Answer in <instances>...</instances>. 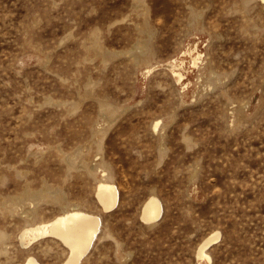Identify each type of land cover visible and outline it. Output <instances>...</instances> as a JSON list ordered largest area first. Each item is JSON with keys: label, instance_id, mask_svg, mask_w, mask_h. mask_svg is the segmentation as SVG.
Instances as JSON below:
<instances>
[{"label": "rangeland", "instance_id": "rangeland-1", "mask_svg": "<svg viewBox=\"0 0 264 264\" xmlns=\"http://www.w3.org/2000/svg\"><path fill=\"white\" fill-rule=\"evenodd\" d=\"M72 207L102 220L75 264H201L213 232L204 264H264V0H0V264H65L17 236Z\"/></svg>", "mask_w": 264, "mask_h": 264}, {"label": "bare ground", "instance_id": "bare-ground-1", "mask_svg": "<svg viewBox=\"0 0 264 264\" xmlns=\"http://www.w3.org/2000/svg\"><path fill=\"white\" fill-rule=\"evenodd\" d=\"M195 51V48H189L182 56L180 55L181 57H174L171 59L169 68L179 82H183L186 78V58L188 55L192 58V61H190L193 67L197 68L200 66L202 62V53L197 51L196 55H194ZM157 127L158 123L155 124V128ZM96 194L99 202L105 210H110L115 207L120 196L117 185L108 179H102L99 181ZM26 195L39 200L50 197L48 190L32 193L28 192ZM162 210L163 205L160 198L156 195H151L143 206L142 219L147 223H152L161 216ZM29 216L31 218L33 214L30 213ZM101 225L102 220L100 215L84 210L80 207H72L64 209L50 219L35 221L32 223L28 222L20 230L17 237L19 238L21 245L24 247L44 238H51L58 241L68 249V257L65 264H75L82 262L83 259L87 257L100 233ZM9 238L10 237L7 233L0 231L1 252H7ZM219 238L220 232H213L201 242L197 250V257L198 260L201 261V264H204V261L210 262L212 260L208 248ZM23 264L42 263L37 257L30 255L26 258Z\"/></svg>", "mask_w": 264, "mask_h": 264}]
</instances>
